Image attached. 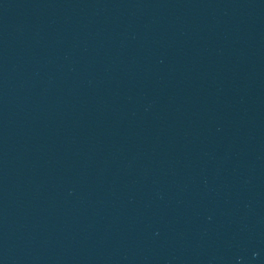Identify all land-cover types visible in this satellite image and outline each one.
I'll use <instances>...</instances> for the list:
<instances>
[{
  "label": "water",
  "instance_id": "water-1",
  "mask_svg": "<svg viewBox=\"0 0 264 264\" xmlns=\"http://www.w3.org/2000/svg\"><path fill=\"white\" fill-rule=\"evenodd\" d=\"M0 264H264V0H0Z\"/></svg>",
  "mask_w": 264,
  "mask_h": 264
}]
</instances>
